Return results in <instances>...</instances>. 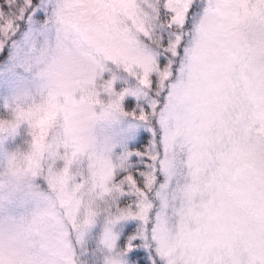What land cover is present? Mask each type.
<instances>
[{
  "label": "snow or ice",
  "instance_id": "obj_1",
  "mask_svg": "<svg viewBox=\"0 0 264 264\" xmlns=\"http://www.w3.org/2000/svg\"><path fill=\"white\" fill-rule=\"evenodd\" d=\"M45 6L46 86L0 123L46 187L16 221L31 264H78L94 227L103 264H264V0ZM39 7L0 0V37ZM122 117L144 131L116 150L94 129Z\"/></svg>",
  "mask_w": 264,
  "mask_h": 264
},
{
  "label": "rangeland",
  "instance_id": "obj_2",
  "mask_svg": "<svg viewBox=\"0 0 264 264\" xmlns=\"http://www.w3.org/2000/svg\"><path fill=\"white\" fill-rule=\"evenodd\" d=\"M51 0H40L38 11L44 15L40 19L33 14L31 19L26 15L17 21L11 39H2L0 53L5 47L8 54L0 62V108L8 112V108L17 105L25 106L37 99L46 86L42 76V54L55 41V28L46 23ZM6 105L8 108H6ZM144 131L130 118H119L110 122H102L94 129V135L101 142H108L116 150L129 147L135 143ZM29 148L27 129L22 127L15 133H0V173L4 172L9 155L17 149L25 151ZM29 184L32 188H29ZM26 187L10 190L0 183V216L14 218L28 217L41 203L40 194H47L44 183L40 180L30 181ZM106 250L100 243V232L97 228L88 230L83 239L78 264H103Z\"/></svg>",
  "mask_w": 264,
  "mask_h": 264
},
{
  "label": "clouds",
  "instance_id": "obj_3",
  "mask_svg": "<svg viewBox=\"0 0 264 264\" xmlns=\"http://www.w3.org/2000/svg\"><path fill=\"white\" fill-rule=\"evenodd\" d=\"M27 107V105H25ZM16 116L9 114L0 123L14 122ZM31 150L17 149L9 155L4 172L0 173V183L4 186L26 187L30 177L26 175ZM27 217L0 216V261L3 264H31L35 259L33 253L24 243V234L16 221H23Z\"/></svg>",
  "mask_w": 264,
  "mask_h": 264
},
{
  "label": "trees",
  "instance_id": "obj_4",
  "mask_svg": "<svg viewBox=\"0 0 264 264\" xmlns=\"http://www.w3.org/2000/svg\"><path fill=\"white\" fill-rule=\"evenodd\" d=\"M10 36H11V35H9L7 39L10 40V39H11ZM0 38H2V37H0ZM2 39H5V38H2ZM7 54H8V49H7V47H5L4 50L0 53V62H1L3 59L6 58ZM9 114H10L9 111L7 112L4 108H0V117H4V118H6ZM133 144H134V143H133ZM131 145H132V144H131ZM131 145H130L129 147H131ZM85 264H90V262H89V261H85Z\"/></svg>",
  "mask_w": 264,
  "mask_h": 264
}]
</instances>
